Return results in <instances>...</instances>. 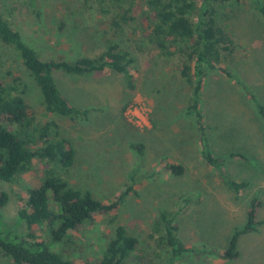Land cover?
<instances>
[{
	"label": "rangeland",
	"instance_id": "rangeland-1",
	"mask_svg": "<svg viewBox=\"0 0 264 264\" xmlns=\"http://www.w3.org/2000/svg\"><path fill=\"white\" fill-rule=\"evenodd\" d=\"M4 4L13 25L42 59L73 60L98 51L107 39L106 26L83 12L78 0H11ZM221 25L234 43L230 67L264 100V25L260 18L247 5L229 6L222 11ZM124 44L133 58V90L125 87L121 76L111 73L74 79L55 74L59 90L73 106L89 111L88 120L71 121L45 113L35 91L27 101L39 120L56 123L59 136L74 147V162L64 179L75 189L89 190L98 200L112 199L124 191L135 170L148 174L165 162L181 165L183 173L145 179L109 215L96 216L73 236L81 244L78 256L99 258L104 235H112L119 226L144 247L158 213L166 210L175 217L178 236L187 246L221 250L232 231L245 223L249 203L256 198L261 203L258 232L240 238V255L235 261L191 258L178 264H264V127L250 103L217 73L208 75L203 111L212 151L217 156L231 151L245 156V160L227 158L225 163L232 178L248 184L236 200L198 156L193 123L183 114L188 88L172 63L134 39ZM12 75L21 73L16 70ZM135 145H141L142 152ZM42 170L36 164L16 182H0V192L8 195L0 209V230L17 235L28 232L19 217L20 203L27 188L38 186ZM136 254L129 264H142ZM0 264H11L1 252Z\"/></svg>",
	"mask_w": 264,
	"mask_h": 264
},
{
	"label": "trees",
	"instance_id": "trees-1",
	"mask_svg": "<svg viewBox=\"0 0 264 264\" xmlns=\"http://www.w3.org/2000/svg\"><path fill=\"white\" fill-rule=\"evenodd\" d=\"M7 1L11 0H0V182H16L36 164L43 170L38 186L27 188L20 203L19 217L28 232L17 235L0 230V252L11 264H129L136 253L142 264H178L191 258L235 261L240 255V238L258 232L261 203L256 198L249 203L245 223L232 231L221 250L187 246L178 236L175 217L166 210L158 213L144 247L119 226L112 235H104L99 258L78 256L81 244L74 234L96 216L118 208L141 181L181 175L183 167L161 162L148 174L135 170L124 191L112 199L98 200L89 190L75 189L64 179L74 162V147L59 136L56 123L38 119L27 98L35 91L45 113L71 121L88 120L89 111L73 106L59 90L55 74L74 79L111 73L121 76L125 87L133 90V58L124 41L134 39L172 63L188 88L183 114L193 123L200 160L234 199H241L248 184L232 178L225 163L227 158L245 160V156L236 151L226 156L213 153L203 111L204 87L208 75L217 73L244 95L264 127V100L230 67L234 43L221 25L224 8L244 5L264 25V0H78L83 12L106 26L107 39L98 51L73 60L42 59L13 25L4 4ZM16 70L21 75L13 76ZM134 148L142 152L143 147ZM7 202L8 195L0 192V209Z\"/></svg>",
	"mask_w": 264,
	"mask_h": 264
}]
</instances>
